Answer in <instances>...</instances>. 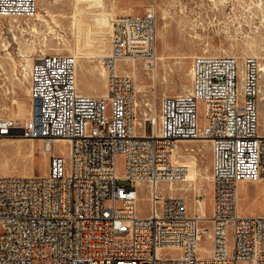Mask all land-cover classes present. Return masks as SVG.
<instances>
[{
  "label": "built area",
  "instance_id": "2783aa9c",
  "mask_svg": "<svg viewBox=\"0 0 264 264\" xmlns=\"http://www.w3.org/2000/svg\"><path fill=\"white\" fill-rule=\"evenodd\" d=\"M37 13L38 0H0V18ZM112 26L106 97L81 93L73 55L38 54L28 77L32 119L0 120V138L42 139L50 151L46 175H0V264H264V216L243 217L238 208L239 184L264 180L259 62L195 57L191 91L163 97L158 117L143 126L136 80L117 63L154 67L157 12L118 16ZM203 138L212 142L209 230L188 215L184 198L157 189L183 181L181 142ZM56 140L67 142V156L54 151ZM140 184L149 187L145 217ZM208 231L211 252L203 255Z\"/></svg>",
  "mask_w": 264,
  "mask_h": 264
},
{
  "label": "rangeland",
  "instance_id": "374dc122",
  "mask_svg": "<svg viewBox=\"0 0 264 264\" xmlns=\"http://www.w3.org/2000/svg\"><path fill=\"white\" fill-rule=\"evenodd\" d=\"M99 2L108 14L110 28L96 26L92 20L99 14L97 8L82 2L83 11L78 12L76 0H38V13L34 18H0V119H11L23 125L30 118L28 69L33 57L41 53L75 56L81 93L103 96L106 71L102 59L111 53L113 20L118 16L143 14L149 9L157 12V49L163 59L158 61L154 71L147 69L141 60L133 66L130 62H118L119 73H136L140 121L153 112L159 114L163 97L184 94L190 89L192 62L196 56L221 54L240 59L250 56L264 69V0H96ZM260 90L264 94V70H260ZM258 106L264 123V102H258ZM260 128V133L264 134V126ZM17 138L19 142L15 141ZM24 138L0 140L1 176L47 173L49 153L44 152L43 142ZM185 148H193L195 152L186 153ZM181 149L183 157L197 158L198 176L191 183L178 184L180 190L174 192L161 185V192L169 196L181 194L187 198L188 215L204 213L209 218L213 207L211 143L183 142ZM54 151L68 154V148L62 143L55 144ZM122 160L118 157L120 174ZM119 185L129 186V182L119 181ZM140 191L138 207L140 215L145 217L149 213L148 190L140 185ZM198 193L204 194L200 200L203 209L197 203ZM238 205L243 217L264 216V188L240 183ZM205 225L208 227V223ZM209 250L210 241L205 235L198 251L205 255Z\"/></svg>",
  "mask_w": 264,
  "mask_h": 264
},
{
  "label": "bare ground",
  "instance_id": "6f19581e",
  "mask_svg": "<svg viewBox=\"0 0 264 264\" xmlns=\"http://www.w3.org/2000/svg\"><path fill=\"white\" fill-rule=\"evenodd\" d=\"M76 2L78 3V5H77V9H78V12H81V11H83L82 9L83 8H81V5H80V3H87L88 4V7L90 6V7H93V8H97L98 10H99V14H98V12H97V14L98 15H96L95 16V18L94 19H92V20H94L96 23H97V25L96 26H99V27H101V28H110V27H108V25H109V22H108V14H107V12H105V10H104V8H103V6L100 4V2H99V4L98 3H96V0H76ZM215 3V2H214ZM76 9V8H75ZM46 12H48V11H46ZM77 15V14H76ZM111 15V14H110ZM45 18V17H44ZM11 19H13V20H17V18H11ZM75 19V18H74ZM46 20V19H45ZM93 21V22H94ZM47 22V21H46ZM81 22V21H80ZM76 23V22H75ZM111 23V22H110ZM85 24V23H84ZM88 24V23H87ZM91 24V23H90ZM83 26V25H82ZM33 27V26H32ZM31 27V28H32ZM51 27V26H50ZM53 27V26H52ZM86 27V26H85ZM112 27V39H113V26H111ZM78 28V27H77ZM83 28V27H82ZM81 28V29H82ZM36 29V28H35ZM49 29H51V31H53L54 29L53 28H49ZM86 29V28H85ZM92 30V29H91ZM36 31V30H35ZM55 31V30H54ZM85 31V30H84ZM101 31V30H100ZM106 31V30H105ZM83 32V31H82ZM93 32V31H92ZM107 32H109V31H107ZM100 33V32H99ZM104 33H106V32H104ZM86 34V32L84 33V35ZM101 34H103L102 32H101ZM92 35V34H91ZM86 36V35H85ZM93 36V35H92ZM92 36H90V37H92ZM93 39V38H92ZM90 41H92V40H90ZM90 43V42H89ZM92 43H94V41L92 42ZM82 48V47H81ZM112 50H113V44H112V48H111V53H110V55L112 54ZM81 53V52H80ZM75 54V53H74ZM41 55H50V54H44V53H41ZM77 55V54H76ZM80 55V54H79ZM84 55H85V53H84ZM110 55H107V56H110ZM218 55H221V54H218ZM107 56H105V57H107ZM200 56V55H199ZM201 56H216V55H201ZM75 57V56H74ZM105 57H103V59L105 58ZM197 57V56H196ZM76 58V57H75ZM84 58H85V56H84ZM103 59H102V65H103ZM163 59V56L162 55H159L158 56V49H157V58H156V61H155V63H154V67H152V71H154V70H156V68H157V65H158V61L160 60H162ZM28 60V59H27ZM76 60H77V58H76ZM123 61V60H122ZM120 62V61H119ZM123 62H130L131 64H132V66L136 63V62H138V60H124ZM31 64H32V62H31ZM31 64H30V66H31ZM30 66H29V69H30ZM103 67H104V69H105V71H106V82H107V76H108V72H107V69L105 68V66L103 65ZM147 68V67H146ZM261 68V67H260ZM29 69H28V77H29ZM134 69V68H133ZM261 71H263L264 69L263 68H261L260 69ZM117 71H118V63H117ZM135 71V70H134ZM27 73V72H26ZM119 73V72H118ZM132 73V74H131ZM131 73H126V74H128V75H130L131 77H133L135 80H136V83H137V79H136V77H135V72H131ZM191 75H192V77H193V71H192V68H191ZM77 84H78V82H77ZM141 87V86H140ZM183 87H184V85H183ZM191 87H192V84H191ZM191 87H190V89L186 92V93H184V94H180V95H185V94H187V93H189L190 91H191ZM82 90V89H81ZM260 93H261V90H260V84H259V96H260V98H258V102H260V103H263L264 102V94H262L261 93V95H260ZM83 94V93H82ZM106 95H107V92H105V94L103 95V97H106ZM179 95V96H180ZM91 96H93V95H91ZM102 96V95H101ZM100 96V97H101ZM137 107H138V101H137ZM259 113H260V110H259ZM31 116H30V118L27 120V121H29V120H31L32 119V117H33V110H32V112H31V114H30ZM137 115H138V111H137ZM159 115V114H158ZM158 115L156 114V112H153L150 116H155V117H158ZM3 118V117H2ZM19 118V117H18ZM1 121H8V120H11V119H0ZM147 119H145L144 118V121H140L139 120V118H138V123H141L143 126L145 125V121H146ZM26 121V122H27ZM261 123V122H260ZM261 127V126H260ZM261 129V128H260ZM261 132V131H260ZM261 134V133H260ZM261 135H264V134H261ZM8 138H12V137H2V138H0V140H3V139H8ZM24 139H27V138H24ZM28 140H30V141H34L35 139H30V138H28ZM38 140H41L42 142H43V149H44V152L45 153H49L50 154V151H48L44 146H45V141L44 140H42V139H38ZM15 141L16 142H19L20 141V139H15ZM196 141H209L210 143H211V146H212V142L209 140V139H199V140H195V141H191V140H185V141H182L181 143H183V142H196ZM57 143H62V144H64L66 147H67V142L66 141H63V140H56L55 141V143L54 144H57ZM185 150V152L186 153H189V152H195V150L193 149V148H189V149H187V148H185L184 149ZM64 151V150H63ZM197 158L195 157V158H193V157H191V158H185V157H183V155H181V156H175V160H176V162L177 163H182V164H185V165H187L188 167H189V169H188V172L186 173V176H185V178L183 179V181H181V182H179V183H172V184H168V183H162V184H159L158 185V187H157V189L159 190V191H161V185H166L167 186V188H168V191H170V192H174L175 190H180L179 189V187H177V185L178 184H183V183H191L193 180H195L196 178H197V176H198V170H197V160H196ZM48 172V171H47ZM47 174V173H46ZM45 174V175H46ZM4 176H8V173H7V175H4ZM24 177H27V176H24ZM140 185H143V184H140ZM146 187V186H145ZM147 188V190L149 191V187H146ZM184 188V187H183ZM180 192V191H179ZM169 193V192H168ZM183 194V193H182ZM181 195V194H180ZM180 195H178V197H182V198H184L185 200H186V203H187V213H188V202H187V198H185L184 196H180ZM186 195V194H185ZM171 197H175L176 195H170ZM198 197V201H197V203H198V206H199V208L200 209H203V207H202V202L200 201L201 200V198L204 196V194H202V193H198V195H197ZM149 201V195L147 196V202ZM238 202H239V190H238ZM192 205V204H191ZM213 208V207H212ZM238 208H239V205H238ZM211 214H212V211H211ZM193 217V216H192ZM194 217H197V218H199L200 219V221H201V223L203 224V225H205V224H207L208 223V227L205 225V227H207V229L209 230L210 229V218H211V215L209 216V218H206L205 217V214L204 213H202V214H200V215H195ZM207 237H208V239H209V241H210V236H211V234H210V232L208 231L206 234H205ZM198 249H199V247H198ZM210 252H211V248H210V250H209V253L208 254H210ZM158 253L159 254H166L163 250H159L158 251ZM176 254L177 253H179V252H175Z\"/></svg>",
  "mask_w": 264,
  "mask_h": 264
},
{
  "label": "crops",
  "instance_id": "0c3cea01",
  "mask_svg": "<svg viewBox=\"0 0 264 264\" xmlns=\"http://www.w3.org/2000/svg\"><path fill=\"white\" fill-rule=\"evenodd\" d=\"M105 92H106V89H105ZM260 122H261V111H260ZM260 126L261 127L264 126V123L261 122ZM247 183H249V182H246V181L241 182V184H247ZM255 185L258 186V187H263L264 188V180L256 183ZM212 193H213V190H212ZM212 205H213V197H212Z\"/></svg>",
  "mask_w": 264,
  "mask_h": 264
}]
</instances>
